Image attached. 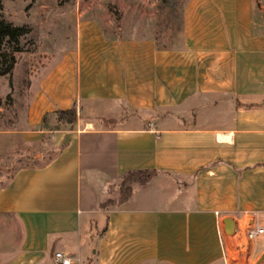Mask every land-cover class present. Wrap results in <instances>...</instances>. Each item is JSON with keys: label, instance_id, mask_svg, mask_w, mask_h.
Returning <instances> with one entry per match:
<instances>
[{"label": "crops", "instance_id": "1", "mask_svg": "<svg viewBox=\"0 0 264 264\" xmlns=\"http://www.w3.org/2000/svg\"><path fill=\"white\" fill-rule=\"evenodd\" d=\"M73 31L0 130V264H264V0H183L168 46L78 9ZM128 170L151 175L103 206ZM225 215L262 231L235 250Z\"/></svg>", "mask_w": 264, "mask_h": 264}, {"label": "rangeland", "instance_id": "2", "mask_svg": "<svg viewBox=\"0 0 264 264\" xmlns=\"http://www.w3.org/2000/svg\"><path fill=\"white\" fill-rule=\"evenodd\" d=\"M182 3L183 0H28L23 1L21 10L6 4V19L25 24L30 31L20 38L21 51L14 54L9 73L0 74V130L16 131L24 124L34 80L63 48L74 44L77 9L81 16L97 19L107 35L151 36L158 44L168 46L179 33ZM10 142L8 147H15L18 153L21 149L17 141ZM13 166V162L3 160L0 170L7 173ZM118 197L107 200L105 205L117 202Z\"/></svg>", "mask_w": 264, "mask_h": 264}, {"label": "trees", "instance_id": "3", "mask_svg": "<svg viewBox=\"0 0 264 264\" xmlns=\"http://www.w3.org/2000/svg\"><path fill=\"white\" fill-rule=\"evenodd\" d=\"M29 31L30 28L27 25H15L5 19L1 13L0 2V74L9 73L14 63V54L21 51L19 40L29 33ZM55 114L62 124L72 125L76 119V110L74 107L56 110ZM150 175L151 172L148 170H128L121 175L118 183L119 197L117 202H122L129 196L130 184L132 182L142 184L148 180Z\"/></svg>", "mask_w": 264, "mask_h": 264}, {"label": "water", "instance_id": "4", "mask_svg": "<svg viewBox=\"0 0 264 264\" xmlns=\"http://www.w3.org/2000/svg\"><path fill=\"white\" fill-rule=\"evenodd\" d=\"M220 227L229 245L235 250H240L241 234L236 232V220L231 215H225L221 218ZM263 256L264 253L260 255V257L257 259V262Z\"/></svg>", "mask_w": 264, "mask_h": 264}, {"label": "built area", "instance_id": "5", "mask_svg": "<svg viewBox=\"0 0 264 264\" xmlns=\"http://www.w3.org/2000/svg\"><path fill=\"white\" fill-rule=\"evenodd\" d=\"M262 231V228L260 226H244L242 228H237L236 232L241 234V242H250L252 241L256 236H258ZM53 260L55 263L59 264H69L70 259L69 257L65 256L61 251H57L53 253Z\"/></svg>", "mask_w": 264, "mask_h": 264}]
</instances>
